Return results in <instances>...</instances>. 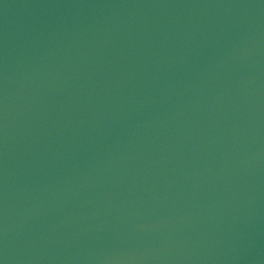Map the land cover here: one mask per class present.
<instances>
[{
  "label": "water",
  "instance_id": "1",
  "mask_svg": "<svg viewBox=\"0 0 264 264\" xmlns=\"http://www.w3.org/2000/svg\"><path fill=\"white\" fill-rule=\"evenodd\" d=\"M0 264H264V0H0Z\"/></svg>",
  "mask_w": 264,
  "mask_h": 264
}]
</instances>
